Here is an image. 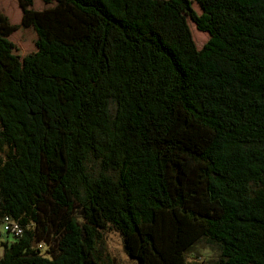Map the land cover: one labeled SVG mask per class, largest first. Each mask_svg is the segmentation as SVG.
Returning a JSON list of instances; mask_svg holds the SVG:
<instances>
[{
    "label": "trees",
    "instance_id": "1",
    "mask_svg": "<svg viewBox=\"0 0 264 264\" xmlns=\"http://www.w3.org/2000/svg\"><path fill=\"white\" fill-rule=\"evenodd\" d=\"M13 1L0 264H264V0Z\"/></svg>",
    "mask_w": 264,
    "mask_h": 264
},
{
    "label": "rangeland",
    "instance_id": "2",
    "mask_svg": "<svg viewBox=\"0 0 264 264\" xmlns=\"http://www.w3.org/2000/svg\"><path fill=\"white\" fill-rule=\"evenodd\" d=\"M0 7L4 12L8 15L10 20L17 21L19 18V11L14 9V1L13 0H2L0 3ZM0 8V9H1ZM29 32V30H27ZM27 31L23 29H19L14 32L12 35V39L16 44H20L24 40V36L29 37ZM28 41V40H27ZM28 45H31V41H28ZM46 237V239H52V230L49 229L46 235H42V237ZM103 237L105 240L104 243V251L100 255L101 264H134V261L128 258L123 252L122 244L119 235L111 230L103 232ZM197 255L198 258L193 257ZM213 256V250L208 247L199 246L193 249L190 254L187 256L186 261L188 264H198L200 261H203V264ZM205 261V262H204ZM198 262V263H197Z\"/></svg>",
    "mask_w": 264,
    "mask_h": 264
},
{
    "label": "built area",
    "instance_id": "3",
    "mask_svg": "<svg viewBox=\"0 0 264 264\" xmlns=\"http://www.w3.org/2000/svg\"><path fill=\"white\" fill-rule=\"evenodd\" d=\"M0 228L12 232L13 234H20L21 232L20 227L17 224L8 221L6 217L3 218L2 223L0 224Z\"/></svg>",
    "mask_w": 264,
    "mask_h": 264
}]
</instances>
